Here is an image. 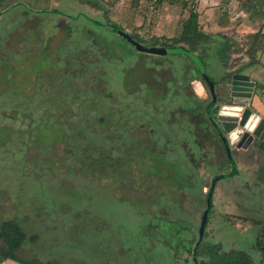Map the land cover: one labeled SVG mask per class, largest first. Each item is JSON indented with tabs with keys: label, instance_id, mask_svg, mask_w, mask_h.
<instances>
[{
	"label": "rangeland",
	"instance_id": "1",
	"mask_svg": "<svg viewBox=\"0 0 264 264\" xmlns=\"http://www.w3.org/2000/svg\"><path fill=\"white\" fill-rule=\"evenodd\" d=\"M196 2L200 29L228 43L217 56L211 51L213 47L208 53L203 48L196 52L204 61H217L229 72L245 71L257 80L261 87L249 107L255 118H263V16L252 10L249 13L243 0ZM10 3L14 5L0 16V223L15 218L27 233L37 235L16 254L23 259L50 260L51 264H191L184 261L186 255L181 250L172 249L178 246V238L173 237L171 226L174 221L188 222L197 240L209 180L227 171L222 168L226 166L224 152L209 124L199 113L183 110L189 105L194 109L195 100L207 98L206 89L193 80L188 84L190 97L185 95L182 85L192 70L185 56L143 52L125 42L124 52L118 48L111 54L93 42L102 33L118 41L117 34L107 28L100 30L83 16L72 20L66 15L80 12L89 19L105 20L103 7L110 20L148 45L154 38L177 36L187 12L169 0H118L112 7L105 0ZM51 9L61 13H49ZM257 9H264V0ZM259 28L261 33L252 36ZM63 39L58 48L61 57L73 54L77 61H71L67 74L71 83L64 87L66 99L59 107L61 87L57 79L50 82L42 65L52 60ZM42 44L46 50H41ZM253 48L257 63L250 66L245 63ZM26 55H37L38 59ZM4 59L11 61L7 66L13 74L3 71ZM35 63L42 74L30 68ZM48 69L49 76H53L54 66ZM3 76L7 81L1 80ZM12 78L14 82H8ZM79 93L84 99L81 95L75 97ZM92 96L94 103H90ZM97 109L99 113L112 109L118 118L114 129L123 140L128 128L134 136L143 134L133 140L151 144L155 148L152 157L162 140L165 149L170 150L167 158H176L183 165L174 170L177 176L189 169L185 162L188 159L195 168L190 171L199 176L196 186L179 193L180 177L176 176V181L169 177L160 188L143 186L150 188L144 193L134 190L139 184L121 188L110 178L73 169L71 154L63 142L56 141L53 149L42 152L26 135L29 119H20L21 112L31 113L32 125H40L47 116L54 118L62 111L71 120L80 118L86 135L91 137L96 128L88 127V121L96 116ZM137 159L132 162L131 174L138 173ZM240 166L237 176L218 182L202 242H220L224 251H245L254 264H263L255 237L264 236V182L256 177L253 181L255 169ZM250 180L255 190L249 188ZM156 224L160 227L155 228Z\"/></svg>",
	"mask_w": 264,
	"mask_h": 264
},
{
	"label": "trees",
	"instance_id": "2",
	"mask_svg": "<svg viewBox=\"0 0 264 264\" xmlns=\"http://www.w3.org/2000/svg\"><path fill=\"white\" fill-rule=\"evenodd\" d=\"M117 1L118 0H105L106 4H108L109 7L114 6V4ZM132 1L137 2L139 0H132ZM158 1L160 2L162 0H158ZM243 1L244 4L246 5V8L249 10L248 11L249 13H251L252 10L254 11V13L261 14L264 20V9L263 10L257 9L261 0H243ZM14 2L17 3V1ZM169 2L173 4H179L181 8L187 12V16L182 21L177 36L167 40H160L158 38H154L153 41H151L150 43H148V45H146L143 43L142 39L137 34H129V35L133 39L137 40L138 42H141L142 44L148 47L151 46L162 47L169 50L170 52L165 55L174 54V55L185 56L190 61L191 64L197 67L195 68V71L196 74L198 75L199 80L204 81L202 78V72H203L205 73V75L208 76V78L214 84L215 76L209 71V67H208V62L211 60L204 61L196 51H201V48H203V50L205 49L208 53L209 49L211 50L213 47L211 51H215V56H217L218 54H220L221 49L225 50V48L222 47H224L225 44L227 46L228 43H226V41L222 37L208 34L200 29L198 23L199 11L197 9L198 4L196 0L195 1L169 0ZM18 4L21 3L18 2ZM12 5L14 4H11L10 0H0V16ZM102 9L105 20L89 19L80 12L75 14L74 16L68 14L66 15L70 16L72 20H76L80 16L81 17L83 16L85 20L91 21L95 26L99 27L100 30H102L103 28H107L110 33H115L119 36L118 41H116L113 38L107 37L105 33L104 34L102 33L100 36H97V38L94 39L93 45L94 46L97 44L101 45L100 48L102 50L105 49L107 52L111 54L112 53L115 54L116 53L115 50L120 48L123 50L121 51L124 52L125 47L122 45V42L123 43L125 42L128 45L135 48L123 36H120L118 34L117 31L118 29H122L121 26L115 23L114 21L110 20L108 18V12L105 10V8L102 7ZM48 12L52 14L61 13L60 11L54 9H51ZM261 28H259L256 32L252 33V36L257 37L262 31ZM213 39H215V42L213 41ZM61 41H64V39L60 40L59 43L61 44L59 43L57 44L56 53H54L55 55H53L52 60L49 59L50 62H48L47 59L45 62H43L42 65L43 70L48 71L46 73L47 74L46 76L49 77L50 82L53 83L57 79L56 82L61 87V90H59L60 91L59 94H61V97L60 99L58 98L59 107L65 103L66 96L64 95V93H62L64 87L70 85L71 83L70 82L71 80H68L67 78L68 76L67 74L70 70V66L72 65V62L74 63L77 61V57H75L73 54L71 56L67 55V57H61L60 49L58 52L59 46L60 45L62 46L63 43ZM44 45L42 46L41 50H46V46ZM37 55L39 56V52H37ZM37 55H32V56L26 55V56H28V58H31V60H37L38 59ZM254 56L255 53L253 48L251 49L249 54V61L246 62L245 64L250 66L256 64L257 60ZM8 63L11 64V61L7 59H4L2 61V65L4 66L3 71H7L13 74V72L9 70L7 66ZM59 63L61 64L63 63L64 65L61 67L59 66ZM36 64L37 63L32 64V67L30 68L35 69L38 74V72L40 71L38 70ZM51 66H54L55 68V73L53 74V76L52 75L49 76L50 69L48 68L49 67L51 68ZM63 68L65 69V71ZM42 72H40V74H42ZM73 73L74 72L72 71V74ZM40 74L38 75V78ZM229 76L230 74L228 73L226 78H229ZM1 80L7 81L5 76H3ZM10 81H13V78L8 82ZM19 83L21 84V82ZM183 84H187V82L185 81ZM257 86H258L257 88L261 87L260 83L259 84L257 83ZM14 92L19 93L13 91V93ZM78 95L81 94L80 93L75 94V97ZM185 95L190 97L191 92L189 93L185 92ZM81 96L82 99H84V96L83 95ZM91 102L94 103L93 96H92V100H90V103ZM185 104L187 105L186 102ZM192 105L194 109H191V105H189V106H183L184 107L183 110L188 112L190 111L192 113L194 112L199 113L208 123L207 115L208 113H210V108L212 106V103L208 105L206 100H201V101L195 100V103ZM98 111L100 110L97 109L96 110L97 113H95L96 116L90 121H88V127L90 126L91 128L93 127L96 128L95 133H93V136L91 137L86 135L85 132L86 128L83 125L80 118L71 120L70 118L71 116H69V114L62 113V111L56 114L54 118H49V116H47V119H45L40 125H34V126L32 125L31 113L27 114L21 112L20 119L21 120L24 119V121H27L29 119L28 124H26V126H28V131L26 135L34 140V143L39 147V149L42 152L53 149L54 148L53 145L55 144L56 141L63 142L65 144L66 151L69 154H71V160H72L71 167L73 169L76 168L75 170H78L80 172L86 171L89 173V175L97 178H104V177L110 178L114 183H119V186L121 188L130 184L131 185L139 184L141 187L137 186L139 188H134V190H137L136 192L140 190L142 193L148 192L150 190V188H145L143 186L151 187L152 185L155 188H160V185L166 182L167 178L169 177L171 178V180L176 181L175 179L177 176L176 175L177 172H174V170L177 169L178 167L179 169H181L183 165L181 164V162H179L180 160L176 158H170V159L167 158V153L170 152V150L169 148L165 149L162 140L160 141L161 143L159 144L158 150L156 151V156L152 157L151 150L152 149L154 150L155 148L151 146V144L146 142L143 144V141L133 140V138L137 136L144 137L143 134L134 136L132 135L130 128H128L127 130L125 129L126 138L124 137L125 140H123L119 136L118 132L114 129V126L117 125L118 118L114 115L112 109H109L104 113L102 112L99 113ZM29 121L31 122L29 123ZM209 126L211 127L213 135L217 137V141L221 145V141L217 135V130H215L213 126L211 125ZM8 133H9V129H8ZM261 146L264 151V142H262ZM145 157L147 158L148 161H146ZM134 158H138L137 159L138 163L136 164L137 167L139 168L137 171L138 172L137 175L133 173L131 174L130 172L132 162H134ZM185 162L189 166V169H186V171L184 170L183 172H181L180 176H177L180 177L179 193H182V191H184L185 188L191 189L194 186H196L199 179V176L196 177L195 174H193V172L190 171L191 169L193 170L195 169L192 163H190L188 159H185ZM232 163L233 165L231 164L230 171L225 172L224 174L220 173L211 176L209 180L210 184L208 186V190L203 194L204 199L205 197H209L211 200V195L214 186L217 187L218 182L222 179V177L228 176V178H232L237 176V174L239 173L237 166L238 163L236 160L233 161ZM242 164H245L247 166L251 165L243 162ZM263 169H264V162L259 166V168L255 169V171L257 172L254 175L253 181L255 180L256 177L262 183L264 182ZM251 181L252 180L249 181V188L251 190L252 188L253 190H255L254 187L250 186ZM257 183L260 185V187H262V184H260V182ZM244 190L246 191L245 187ZM160 194L162 196L164 195L162 191L160 192ZM212 208H213V203L210 204L208 213H210ZM174 222H175L174 225L171 226V231L173 237L175 239L178 238V246L174 245L172 246V249L181 250L182 253L186 255L184 259L186 263L191 262V264H254L249 254L246 253L245 251L234 250V249L224 251L222 249V245L220 242H214V243L211 242L209 243V241L202 242L203 239L202 238L201 241L197 244L198 239L196 240V236L193 233L194 230L192 229L191 225H189L188 222H183V223H181V221H174ZM158 224H156L155 228H158L159 226ZM36 238L37 235L27 233L21 222L18 221L17 219L9 218L3 220L0 223V241L2 242V245H0V262L10 259L23 264H51L50 260H46L45 262H42L41 260L36 258L23 259L16 254L17 251L23 247L26 241L34 242ZM162 240L166 242L165 239ZM255 247L258 253L260 254L264 264L263 234L261 235V237H259V235L255 237ZM194 248L195 250L193 251ZM194 257L196 263L194 262Z\"/></svg>",
	"mask_w": 264,
	"mask_h": 264
},
{
	"label": "water",
	"instance_id": "3",
	"mask_svg": "<svg viewBox=\"0 0 264 264\" xmlns=\"http://www.w3.org/2000/svg\"><path fill=\"white\" fill-rule=\"evenodd\" d=\"M117 32L120 36H123L139 51L149 52L156 55H165L170 52L169 50L162 47H148L142 44L141 42H138L137 40L133 39L128 33H126L122 29H118ZM202 78L209 88V92L212 96V103H214L216 101L214 84L203 72ZM227 90L228 97L232 99L231 102L215 104L213 114L217 117V120L219 121V128L221 130V133H223L224 135H228V138H225V136H223L222 141L225 143L228 139L231 143V136L235 134V140L239 139L236 146L245 149L254 139L257 141H261L264 139V117L257 118L256 123L252 127H247L250 118L254 117L249 105L251 103L252 97L254 96V94L257 93L256 82L244 72H235L231 75V78L227 84ZM242 142L244 143L242 144ZM225 150L228 155V158L231 159L229 155V147L228 145H226V143ZM232 162L233 160L231 161V164L233 165ZM226 178H228V176L222 177V179ZM210 204L211 200L209 197H207L206 207L202 213L198 228L197 244L201 241L204 233ZM194 250L195 248L193 249V251ZM194 262L196 263L195 257Z\"/></svg>",
	"mask_w": 264,
	"mask_h": 264
},
{
	"label": "flooded vegetation",
	"instance_id": "4",
	"mask_svg": "<svg viewBox=\"0 0 264 264\" xmlns=\"http://www.w3.org/2000/svg\"><path fill=\"white\" fill-rule=\"evenodd\" d=\"M192 65V70L190 72V77L187 78L185 81L187 82V84H183L182 88L186 93L191 92L189 90V86L188 84H190V82H192L193 80L195 81H200L202 83V85L204 86V88L207 91V98L203 99L206 100L207 104L209 105L210 103H212V96L209 92V88L207 86V84L204 81H201L198 79V75L196 74L195 68H197L196 66ZM208 67H209V71L215 76L214 77V90H215V94H216V101L214 103H212V106L210 108V113H208L207 117H208V123L209 125L213 126L215 128V130H217V135L221 141V147L222 150L224 152L225 155V160H226V166H223L222 168H226L227 171H230L231 169V161H237V163H246V164H251L256 166V168H259V166L264 162V151L262 149V142H264V140L261 141H257V140H253L247 148L243 149L241 147H237L236 144L239 141V139L234 140L230 143V141L227 139V141L225 142L226 145H228L229 147V155L231 157V159L228 158V155L226 153L225 150V143L222 141V137L225 136V138H228V135H224L223 133H221V130L219 128V121L217 120V117L213 114V109L215 104H222V103H230L231 102V98L228 97V90H227V84L231 78V75L235 72H242V71H234V72H229L228 69H224L222 67H220L218 65V62L214 60H211L208 62ZM228 73L230 74L229 78H226V76L228 75ZM184 83V82H183ZM201 90H199L200 92ZM216 139L217 137L214 136ZM244 142H242L243 144ZM241 144V145H242ZM250 165V166H251ZM264 170V169H263ZM224 174V173H223ZM210 184V182H209ZM208 184V186H209ZM208 186L205 190V192H207L208 190ZM216 190V186H214L212 195H211V203L214 202V192ZM204 192V193H205ZM196 195V194H195ZM206 198L205 197V206L202 209V212L200 211V216H199V222L198 225L200 224V219L202 216V213L206 207ZM214 204V203H213ZM209 214V213H208ZM207 222H208V217H207V221L205 224V228H204V233H206V226H207ZM203 233V235H204ZM203 238V236H202Z\"/></svg>",
	"mask_w": 264,
	"mask_h": 264
},
{
	"label": "crops",
	"instance_id": "5",
	"mask_svg": "<svg viewBox=\"0 0 264 264\" xmlns=\"http://www.w3.org/2000/svg\"><path fill=\"white\" fill-rule=\"evenodd\" d=\"M231 1H234V0H231ZM198 9H199V5H198ZM222 10L225 11V10H227V9H226V7H223ZM241 14L244 15L243 12H241ZM198 23H199V16H198ZM242 72L248 74V73L245 72V71H242ZM250 78H252V77H250ZM252 80H253V79H252ZM255 82H256V85H257V83L259 84V82H258L257 80H255ZM256 94H258V92H257ZM242 165H244V164H242ZM242 165H241V166H242ZM237 166H240V163H238ZM241 166H240V167H241ZM248 167H251V168H253V169H256V166H254V165H251V166H248ZM254 167H255V168H254ZM252 173H253V171H252ZM252 173H251V174H252ZM260 234H262V233H260ZM0 264H18V263L15 262V261H13V260L7 259V260H5V261H3V262H0Z\"/></svg>",
	"mask_w": 264,
	"mask_h": 264
},
{
	"label": "bare ground",
	"instance_id": "6",
	"mask_svg": "<svg viewBox=\"0 0 264 264\" xmlns=\"http://www.w3.org/2000/svg\"><path fill=\"white\" fill-rule=\"evenodd\" d=\"M256 120L257 118L255 117L250 118V120L248 121L247 127H252L256 123ZM235 136H236L235 134L231 136L232 141L235 140Z\"/></svg>",
	"mask_w": 264,
	"mask_h": 264
}]
</instances>
